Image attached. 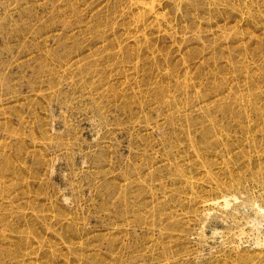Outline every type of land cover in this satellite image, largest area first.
<instances>
[{
    "label": "rangeland",
    "instance_id": "374dc122",
    "mask_svg": "<svg viewBox=\"0 0 264 264\" xmlns=\"http://www.w3.org/2000/svg\"><path fill=\"white\" fill-rule=\"evenodd\" d=\"M0 264H264V0H0Z\"/></svg>",
    "mask_w": 264,
    "mask_h": 264
}]
</instances>
